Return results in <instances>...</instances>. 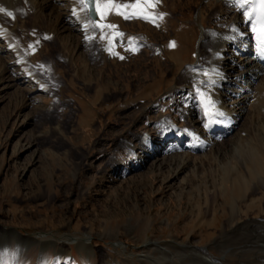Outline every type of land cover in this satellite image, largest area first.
Segmentation results:
<instances>
[{
	"label": "rangeland",
	"instance_id": "obj_1",
	"mask_svg": "<svg viewBox=\"0 0 264 264\" xmlns=\"http://www.w3.org/2000/svg\"><path fill=\"white\" fill-rule=\"evenodd\" d=\"M209 1L168 0L167 8L152 10L167 20L164 31L144 20L118 26L140 50L133 53L124 43L116 45L113 50L122 60L101 38L111 30L91 27L83 34L77 26L80 32L70 33L59 25L61 11H18L15 43L46 87L44 92L21 82L9 87L21 71L16 65L5 71L4 63L13 57L0 54V235H8L12 252L8 258L0 249V264H169L168 255L178 264H197L186 252L191 248L218 258L225 253L233 264L242 259V243L237 245L226 233L208 236L200 230L205 213L218 217V228L225 221L218 209L208 212L203 204L221 202L217 150L231 154L234 142L247 139L249 125L264 122V111L251 102L236 137L222 139L214 151L196 150L178 173L182 153L163 154L167 143L156 156L140 151L146 136L159 143L167 121L183 133L201 127L204 111L185 117L182 112L189 106L176 91L199 52L208 57L203 30L214 33L220 25L221 10ZM79 6L89 19L88 9ZM50 30L55 33L48 34ZM80 34L93 39L83 42ZM228 58L236 60L234 80L242 59ZM232 96L224 98L229 107L236 101ZM227 185L232 192L230 181ZM228 198L233 204L231 193ZM17 237L30 242L22 245ZM81 241L95 253L81 251ZM47 242L56 245L44 248Z\"/></svg>",
	"mask_w": 264,
	"mask_h": 264
},
{
	"label": "bare ground",
	"instance_id": "obj_2",
	"mask_svg": "<svg viewBox=\"0 0 264 264\" xmlns=\"http://www.w3.org/2000/svg\"><path fill=\"white\" fill-rule=\"evenodd\" d=\"M206 1L210 2L209 0ZM114 2L123 5L122 2L124 4H130L134 3L135 0H114ZM214 2L216 3V8L221 10L217 18L220 25L216 31L214 30V33H211V29L207 32L203 30L201 36L202 47L205 44L209 48L208 57L205 58L206 55L204 52H199L198 61L183 74V83L176 91V95L180 96V98H178L186 100L189 106V109H187L185 113L182 112L185 117L188 118L192 116L198 109L204 111V113L199 112L201 113L199 116L201 127L187 129L183 133L179 131V129L177 130L174 124L167 121V130L162 131L158 144H153L151 139L146 138L147 136L141 143L140 151L142 155H149L150 157L159 155L160 145L166 143L169 149H165L163 154L168 155L175 151L182 153L178 158H183V162L181 163L184 166L179 164L180 167L177 171L175 170L176 173L185 169L187 159L192 158L191 156L196 150L204 151L207 147H210L214 151L216 150V146H219L217 145L218 142L220 143L222 139L237 132L242 113L251 102H253L252 107L257 108L258 112L262 113V111H264V57L259 55V50L256 47V39L252 30L256 24L255 20L253 18L250 21L247 15L244 14L246 9L248 11H253V9L247 4L245 5V9H241L238 5L234 6L231 0H214ZM167 3L168 0H160L157 8L154 10L161 11L162 8H167ZM0 7L5 8L7 11H15L13 15L14 18L8 17L5 14H0V54L6 53L9 54L11 58L13 57L10 59L11 61L13 60V62L8 60L4 63V70L6 71L16 65L21 71L20 78L10 79L9 87H13L17 85L18 82H21L22 84L31 85L34 92H44L46 86L42 85L37 73H35L32 67L28 66L29 63L28 65L26 64V58H23L22 51L19 53L17 48L18 45L15 43L17 32L20 28L17 26V22L20 21L18 11L22 8L28 10L30 13L35 10L31 13L34 15L42 14L44 9L55 12L61 11L60 15L58 14L59 25L70 33L73 30L79 33L80 31L77 26H80L81 33L85 34L84 32H89L91 26L86 30L84 25H90L91 20L84 17L78 0H0ZM223 11H225V14L222 13ZM70 14H72V16H70ZM125 20H130V22L124 23L123 21ZM135 20L143 21V19H124L122 16L112 12L103 20V23L115 24L122 28ZM165 20L166 19L158 21L159 27H161L163 31L166 29L165 25H167V20ZM95 23H99V18ZM148 23L153 27L156 26L151 22ZM222 26H225L223 30ZM6 29H9V32L5 31ZM109 30L110 29L105 28V32ZM120 30L123 31V29ZM54 31L50 30L48 34H54ZM113 31H119V28L117 27V29ZM113 31L111 30V33L109 31L110 35L106 34V38L103 39L105 42L104 44L109 45V40L112 39ZM79 37L83 42L89 40L86 35L80 34ZM118 38L120 39L118 40ZM112 43L114 47L124 43L126 48L130 50L131 47H136V43L138 42L130 41L124 34L122 38L116 37L112 40ZM234 47H236L235 51L232 49ZM136 49V51H131L133 53L140 51L138 47H136ZM233 55H238V57L242 59L241 64L237 67L239 69V75L234 80L231 79L233 75H231V73H233L232 71L234 70L236 72V67L234 68V66H236V60L235 58L225 59V57ZM118 57L120 58L119 55L117 58ZM230 66L233 67L229 69ZM205 72L208 73L207 76L204 75ZM256 81L260 83L254 86ZM217 82L218 84H216ZM201 92L206 93L207 96L215 102V107L223 112L224 116H216L213 118L206 115L204 104L200 96ZM230 95H234L236 98L234 104L231 103L232 107L227 106L226 101H224V98H228ZM245 129L242 130V132L247 130V139H242L240 137L241 139L239 141L234 142L231 154L227 152L222 153L219 151L220 149H218L215 154L214 161L217 165L215 172L217 173L216 176H218L219 181L216 186V192L217 196L221 198V202H217L216 199H214L212 201H206L203 204L205 205V210L208 212L218 209V211L225 216L224 224L221 226L222 228H218V217L214 215V217L206 216L207 213H205L203 217L204 222L201 223L200 230L203 232L207 230V232H209L208 236L226 233L231 236L232 240L236 242L237 245L242 243L244 245L242 249L243 257L239 262L234 264H264V122H262V124L249 125L248 129ZM234 135L236 137V134ZM198 139L200 143L197 142ZM236 139H239V137ZM131 147L132 146L129 145V148ZM131 150L134 149L131 148ZM181 167L183 169H181ZM231 170L234 172V177L232 176L231 179H229ZM229 181L232 185V192H229L227 189V183ZM230 193L235 200L233 204H230L228 198ZM210 203L211 208L209 207ZM200 209L202 210V208ZM9 234L15 236L16 233L10 230ZM17 238L22 245L26 242H30V239ZM115 240H118V237H115ZM9 243L8 235H0L1 252L8 258L12 256V252H9ZM78 244L81 251H88L90 254L95 253L84 241ZM50 245L54 247L56 244L47 242L44 248L50 247ZM61 251L63 250L61 249ZM186 252L200 264H233L227 261L224 252L222 258L209 255L205 251L195 250L193 248L187 249ZM168 256L171 257L169 258L172 262L169 264H178L172 255Z\"/></svg>",
	"mask_w": 264,
	"mask_h": 264
},
{
	"label": "snow or ice",
	"instance_id": "obj_3",
	"mask_svg": "<svg viewBox=\"0 0 264 264\" xmlns=\"http://www.w3.org/2000/svg\"><path fill=\"white\" fill-rule=\"evenodd\" d=\"M78 2L83 6L84 9H89L90 7L94 9L95 12L99 14L101 20H105L109 13L114 12L116 15L122 16L124 19H143L145 21L151 22L159 27L158 21H162L164 19V15H156L153 11L157 8L160 0H135L134 3L130 4H119L115 3L114 0H78ZM234 6L238 5L241 9H245V5H250L253 11L256 12L255 22L256 27H253V31L255 32L256 39V47L259 50V55L264 57V0H231ZM258 5V7H257ZM253 11L245 10L244 14L247 15L248 19L251 21L253 17ZM0 14H5L8 17H13V13L11 11H7L5 8L0 7ZM99 28L101 30L107 28L110 30L117 29V25L111 23H92L85 24L84 27L87 30L88 27ZM123 33L119 31H113L112 39L109 40V48L108 51L112 55H119V53L115 52L114 45L112 40L116 37H123ZM88 39H93V37L88 36ZM102 39L106 37H101ZM39 43V41H37ZM171 47H175V43L172 42ZM32 47L33 52L35 51V46ZM130 50L136 51V47H131ZM123 59V57H120ZM43 68V66H40ZM205 76L208 75L207 72L204 73ZM201 99L204 104L205 113L209 117L216 116H224V113L215 107V102L207 96L206 93H200Z\"/></svg>",
	"mask_w": 264,
	"mask_h": 264
},
{
	"label": "water",
	"instance_id": "obj_4",
	"mask_svg": "<svg viewBox=\"0 0 264 264\" xmlns=\"http://www.w3.org/2000/svg\"><path fill=\"white\" fill-rule=\"evenodd\" d=\"M89 16L93 21H97L99 18L97 12H95L91 7L89 8Z\"/></svg>",
	"mask_w": 264,
	"mask_h": 264
}]
</instances>
